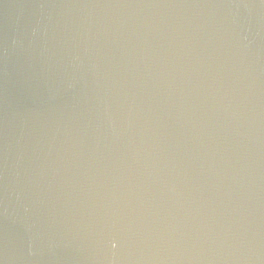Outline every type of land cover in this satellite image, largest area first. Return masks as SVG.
<instances>
[{"label": "water", "instance_id": "obj_1", "mask_svg": "<svg viewBox=\"0 0 264 264\" xmlns=\"http://www.w3.org/2000/svg\"><path fill=\"white\" fill-rule=\"evenodd\" d=\"M0 264H264V0H0Z\"/></svg>", "mask_w": 264, "mask_h": 264}]
</instances>
